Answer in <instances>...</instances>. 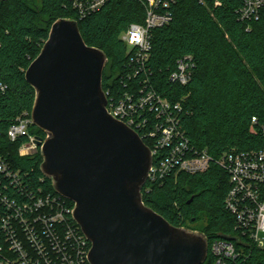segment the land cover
Wrapping results in <instances>:
<instances>
[{
  "label": "trees",
  "instance_id": "1",
  "mask_svg": "<svg viewBox=\"0 0 264 264\" xmlns=\"http://www.w3.org/2000/svg\"><path fill=\"white\" fill-rule=\"evenodd\" d=\"M243 1L220 0L219 6L213 1H172V19L151 30L150 57L136 76L121 34L131 24L145 22V0H107L83 18L73 0L1 2L0 84L6 89L0 92V154L27 174L33 188L58 195L41 171L40 147L22 154L19 148L24 140L11 141L6 133L18 116H31L35 90L25 74L59 18L77 20L85 42L107 54L103 89L109 99H119L125 92L137 94L140 83L148 79L150 88L162 97L182 103L180 125L195 148L207 150L215 158L229 151L263 150L264 7L258 19L245 21L239 14ZM185 57L194 63L193 77L182 85L171 80V73ZM30 132L46 137L36 125ZM143 140L153 147L150 140ZM230 188L227 172L213 163L203 173L179 171L161 180L148 179L142 191L144 203L171 224L206 234L209 252L205 264H215L211 248L216 240L232 241L237 249L238 254L227 258L225 264H264V247L237 233L235 217L225 205ZM65 201L74 208L72 201ZM203 217L206 225L191 227Z\"/></svg>",
  "mask_w": 264,
  "mask_h": 264
},
{
  "label": "water",
  "instance_id": "2",
  "mask_svg": "<svg viewBox=\"0 0 264 264\" xmlns=\"http://www.w3.org/2000/svg\"><path fill=\"white\" fill-rule=\"evenodd\" d=\"M108 61L85 42L77 20L53 22L25 74L35 90L33 123L46 134L38 142L41 171L74 203L90 264H205L206 234L175 226L144 203L153 153L108 111Z\"/></svg>",
  "mask_w": 264,
  "mask_h": 264
},
{
  "label": "built area",
  "instance_id": "3",
  "mask_svg": "<svg viewBox=\"0 0 264 264\" xmlns=\"http://www.w3.org/2000/svg\"><path fill=\"white\" fill-rule=\"evenodd\" d=\"M5 0H0L1 2ZM107 0H73L81 18L102 7ZM174 0H145L146 18L143 24L133 23L121 39L130 50L134 76L140 74L152 49L151 30L168 24ZM203 4L220 0H199ZM264 0H244L240 18L251 21L260 17ZM192 58L177 63L171 80L182 85L193 77ZM6 89L0 84V92ZM139 92H125L119 99H109V113L136 130L142 139L152 143L153 165L149 178L157 181L167 175L184 171L190 174L206 172L215 163L229 175L231 188L225 199L226 208L234 215L238 235H243L257 247H264V149L229 151L215 158L207 150L195 148L180 125L181 102L172 103L150 88L149 80L140 83ZM108 96V93H106ZM258 123V119H253ZM34 125L26 113L9 126L6 136L11 141L24 140L22 154L39 149L44 139L30 132ZM264 132V123H262ZM3 133L0 131V140ZM27 174L13 167L0 154V264H90L89 239L82 231L62 195L46 194L27 181ZM73 218V220L71 219ZM215 264H225L238 252L229 240L212 244Z\"/></svg>",
  "mask_w": 264,
  "mask_h": 264
},
{
  "label": "rangeland",
  "instance_id": "4",
  "mask_svg": "<svg viewBox=\"0 0 264 264\" xmlns=\"http://www.w3.org/2000/svg\"><path fill=\"white\" fill-rule=\"evenodd\" d=\"M206 224H207V218L206 217H203L197 223L192 224L191 227L200 228V227H202V226H204ZM194 230H197V229H194ZM260 238H261V240H264V233L263 232L260 233Z\"/></svg>",
  "mask_w": 264,
  "mask_h": 264
}]
</instances>
